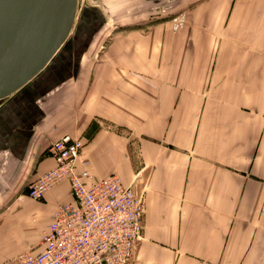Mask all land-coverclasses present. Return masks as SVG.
<instances>
[{
  "label": "crops",
  "instance_id": "0c3cea01",
  "mask_svg": "<svg viewBox=\"0 0 264 264\" xmlns=\"http://www.w3.org/2000/svg\"><path fill=\"white\" fill-rule=\"evenodd\" d=\"M97 1L121 25L186 22L116 31L0 103V264L39 253L74 201L68 183L26 197L63 135L96 178L142 197L129 264H264V0Z\"/></svg>",
  "mask_w": 264,
  "mask_h": 264
},
{
  "label": "built area",
  "instance_id": "2783aa9c",
  "mask_svg": "<svg viewBox=\"0 0 264 264\" xmlns=\"http://www.w3.org/2000/svg\"><path fill=\"white\" fill-rule=\"evenodd\" d=\"M83 142L63 135L48 147L54 166L28 186L38 200L68 183L74 199L59 205L41 232L42 250L2 264H129L142 234V197L117 175L98 179L82 155Z\"/></svg>",
  "mask_w": 264,
  "mask_h": 264
},
{
  "label": "water",
  "instance_id": "95a60500",
  "mask_svg": "<svg viewBox=\"0 0 264 264\" xmlns=\"http://www.w3.org/2000/svg\"><path fill=\"white\" fill-rule=\"evenodd\" d=\"M78 7L79 0H0V103L51 63Z\"/></svg>",
  "mask_w": 264,
  "mask_h": 264
},
{
  "label": "rangeland",
  "instance_id": "374dc122",
  "mask_svg": "<svg viewBox=\"0 0 264 264\" xmlns=\"http://www.w3.org/2000/svg\"><path fill=\"white\" fill-rule=\"evenodd\" d=\"M171 12L172 13H170V15L167 14L168 12H159V14H153L145 23L140 24L139 22L135 21L126 22L124 25H121L115 21L113 16L109 17L107 12L101 8L100 3L97 0H79V7L77 10V17L74 27L66 42L57 52L51 63L53 61H57L59 58L60 60H65V62H67L68 53L70 57H73L72 60L76 61V63L80 62L82 58H87L88 55L90 58H93L94 53L98 51L96 49H98L101 45H104L107 37L116 31L121 32L134 29L136 30L139 27H146L147 25L160 22L167 23L173 27V29L178 30L184 26L186 22L185 16L183 13L175 11ZM95 47L97 48L93 50ZM45 72L46 71L44 69L37 77L45 74ZM37 77L32 80L34 83L37 81ZM47 90L48 87L44 89L45 92H47ZM27 200L31 199L28 198Z\"/></svg>",
  "mask_w": 264,
  "mask_h": 264
}]
</instances>
